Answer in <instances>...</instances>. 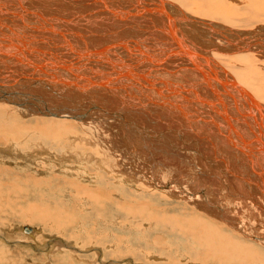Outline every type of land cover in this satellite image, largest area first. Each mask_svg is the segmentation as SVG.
I'll list each match as a JSON object with an SVG mask.
<instances>
[{
  "label": "bare ground",
  "instance_id": "6f19581e",
  "mask_svg": "<svg viewBox=\"0 0 264 264\" xmlns=\"http://www.w3.org/2000/svg\"><path fill=\"white\" fill-rule=\"evenodd\" d=\"M169 1L0 0V155L98 182L102 165L132 184L108 194L180 209L158 222L178 219L195 260L251 264L247 240L264 259V0ZM122 207L154 222L146 206Z\"/></svg>",
  "mask_w": 264,
  "mask_h": 264
},
{
  "label": "rangeland",
  "instance_id": "374dc122",
  "mask_svg": "<svg viewBox=\"0 0 264 264\" xmlns=\"http://www.w3.org/2000/svg\"><path fill=\"white\" fill-rule=\"evenodd\" d=\"M167 2L175 4L169 0ZM260 23L253 26L259 27ZM39 116H23L28 121L21 124H31L33 122L29 121ZM38 124L48 127L41 121ZM78 130L87 137L92 134L82 128ZM0 145H4V140H0ZM84 147L97 154L104 153L103 147L91 140L84 141ZM3 154L4 152L0 155V247L2 255L8 254V259L0 258V264H87L95 260L97 251L105 260L103 263L98 260L97 264L212 263L195 260L194 256L201 251V247L181 233L178 225L171 224L178 219L158 222L160 217H176L181 213L179 208L167 210L159 197L149 194L139 198L108 194L111 186L114 189L120 187L117 190L122 192V186L127 188V184H132L125 181L117 183L119 181L113 174L108 175L102 165V173L105 175L98 182L83 174L81 169H76L75 175L65 166L61 170L54 161L45 168L32 159L28 162L17 158L12 151L10 156ZM69 163L66 162L65 165ZM73 164L75 168L79 165L76 162ZM96 164L95 159H89L82 165L91 171ZM115 168L116 173L124 171L120 167ZM51 175H62L63 178L48 180L42 188L33 187L36 178ZM77 184L81 188L100 186V190L105 193L97 201L95 196L90 193L88 195L83 189V195H79L74 188ZM38 193L41 194L37 195ZM103 199L105 201L102 202ZM132 202L135 210L146 206L153 211L154 222L141 223L139 211L127 213L123 210L122 205ZM19 211L23 216H17ZM26 227H31V230L26 231ZM235 231V228L225 229L223 235L230 236ZM46 241L54 245L46 244ZM248 243L252 250L251 264H264L259 248L251 239L247 240Z\"/></svg>",
  "mask_w": 264,
  "mask_h": 264
},
{
  "label": "water",
  "instance_id": "95a60500",
  "mask_svg": "<svg viewBox=\"0 0 264 264\" xmlns=\"http://www.w3.org/2000/svg\"><path fill=\"white\" fill-rule=\"evenodd\" d=\"M27 230H29V228H26Z\"/></svg>",
  "mask_w": 264,
  "mask_h": 264
}]
</instances>
